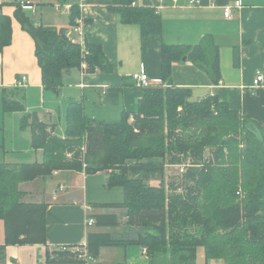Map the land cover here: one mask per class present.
Wrapping results in <instances>:
<instances>
[{
  "label": "trees",
  "instance_id": "1",
  "mask_svg": "<svg viewBox=\"0 0 264 264\" xmlns=\"http://www.w3.org/2000/svg\"><path fill=\"white\" fill-rule=\"evenodd\" d=\"M133 1L89 3L115 11L125 23L138 24L142 38L161 35L160 15L145 1L132 5ZM71 12L72 23L78 6L72 5ZM14 16L34 41L45 88L58 93L64 71L72 68L86 73L111 70L100 45L84 42L83 53L79 43L66 37L68 28L34 25L20 4ZM10 42L11 17L0 14V50ZM160 51L162 84L143 87L134 111L123 110L114 121H98L85 113L80 101L70 99L63 137L55 135L35 112L27 113L22 97L2 98L4 111L23 112L20 127H29L31 145L42 149L43 157L27 163H0V219L4 223L0 260L5 258L7 245L46 243L47 204L24 202L19 184L53 171L74 170L109 171L106 186H119L124 193L120 202L94 204L119 208L125 217L120 233L87 232L86 250L95 259L104 246L140 245L149 264H195L198 248L206 259H221L223 264H264V126L232 110L216 95L192 100L188 88L172 84V65L183 57L214 84L219 82L218 45L210 34L194 45L161 42ZM207 147L211 148L208 161L204 157ZM67 152L73 153L72 158L66 157ZM186 153L199 165L189 168L185 181L167 183V189L164 183L149 184L161 176L165 165L185 160ZM92 217L96 226L120 224L116 213ZM45 262L82 264L70 251L48 248Z\"/></svg>",
  "mask_w": 264,
  "mask_h": 264
},
{
  "label": "crops",
  "instance_id": "2",
  "mask_svg": "<svg viewBox=\"0 0 264 264\" xmlns=\"http://www.w3.org/2000/svg\"><path fill=\"white\" fill-rule=\"evenodd\" d=\"M22 1L26 5L20 4V0H0V14L11 17V42L0 50V163H27L41 161L43 157L42 149H34L31 145L29 127L23 130L19 126L22 113L10 110V114H7L3 111L4 96L10 100L22 97L27 113L35 112L55 135L63 137L70 99L80 101L85 113L95 120H117L123 110L134 111L141 97L143 88L135 83L133 73L144 71L151 86L162 84L161 42L194 45L206 34H210L218 45L219 82L214 84L203 70L186 58L185 61L173 63L172 84L188 88L192 100L216 95L232 110L264 126V82L259 86L253 84L257 71L264 79V0H215L213 4L211 0H200L199 4L194 5H188V0H178L177 6L170 2L161 6L159 0H136L138 4L144 1L148 3L161 17V35L153 34L145 38H142L138 24L121 21L119 14L103 5L87 3L75 17L89 21H84L81 33L73 31L71 37L76 42L82 40L100 45L112 65L111 70L92 73L78 68L66 70L59 92L52 89L51 94L45 92L51 88H45L41 82L34 41L21 27L14 11L20 4L24 10L37 14V6L41 5L44 8H39L38 17H30V21L34 25L59 30L73 24L74 21L71 23L70 20L71 7L77 5L78 0L75 3L56 1L53 5L56 10L51 16L44 10L47 2ZM226 5L232 7L230 18L224 16ZM23 75L27 77L25 86L15 89V80ZM45 99L48 101L45 102ZM63 99L65 104L62 107ZM39 110H45L49 114L48 119ZM56 117L59 134L54 127ZM9 124H13L10 131L7 129ZM108 174L109 171L86 174L84 171L58 170L46 177L21 182L19 188L25 192L22 198L24 202L47 204L46 243L7 245L5 258L0 260V264H46L47 248L52 250L61 245H83L87 232L120 233L125 221V217L119 214L120 209L94 206L101 202H120L96 199L95 191L106 186ZM49 178L54 185L47 191L46 181ZM156 178L149 182H156ZM38 180L41 181L38 185L43 188L34 187L33 182ZM99 213H116L119 226L94 224L87 227V216ZM3 243L4 223L0 219V245ZM105 255L114 257L115 264H149L146 250L140 245L101 247L96 260L105 262ZM195 264L223 262L221 259H206L203 249L198 248Z\"/></svg>",
  "mask_w": 264,
  "mask_h": 264
},
{
  "label": "built area",
  "instance_id": "3",
  "mask_svg": "<svg viewBox=\"0 0 264 264\" xmlns=\"http://www.w3.org/2000/svg\"><path fill=\"white\" fill-rule=\"evenodd\" d=\"M214 1L215 0H211V4H213ZM89 2H90V0H79L78 4H77L79 11L82 10V8ZM159 2L161 4V6L164 4L165 5L168 4V2H170V4L173 6H177V4H178V0H159ZM199 3H200V0H188V5H194V4H199ZM20 4L26 5L22 0H20ZM131 4L135 5L138 3H137V1L136 2L133 1ZM236 6H238V2H236ZM231 13H232V7L230 5H226L224 7V16L226 18H230L232 16ZM83 23H84V20L80 16L75 17L73 24H71L70 26L67 27L68 29L65 33L66 37L69 40L76 42L71 37L72 32L75 31V32L81 33V27H82ZM77 42L81 45L82 52H83L85 49L84 42L82 40H78ZM83 53H86V50ZM83 66H84V64H83ZM132 78L135 81V83L142 88L146 87V86H150V84L148 82L149 78L144 71L139 72V73H133ZM26 82H27V77L23 75L20 78L15 80L13 86H14V88H22L25 86ZM263 82H264L263 75L261 74L260 71H257L256 76H255L254 81H253L254 86L262 85ZM81 150L82 151L84 150L83 147L81 148ZM72 156H73V153H71V152L66 153L67 158H72ZM190 165H191V161L188 158H186L185 160H182V162H180L179 164H176L175 166L178 170V173L180 175H183V174H185L187 168ZM53 173H57V171H53ZM61 188H62V186H61ZM94 223H95L94 218L92 216H87L86 221H85L86 226L90 227V226L94 225ZM54 249L59 250V251H70V252L74 253L75 257L82 261V264H96L97 263V260L91 254H89L87 252L85 244L79 245V246L61 245V246L54 248Z\"/></svg>",
  "mask_w": 264,
  "mask_h": 264
},
{
  "label": "rangeland",
  "instance_id": "4",
  "mask_svg": "<svg viewBox=\"0 0 264 264\" xmlns=\"http://www.w3.org/2000/svg\"><path fill=\"white\" fill-rule=\"evenodd\" d=\"M43 1H45V2H47L46 4H45V6L47 7L46 9H44L45 11H46V13L48 14V16H51L53 13H54V10H56L55 8L56 7H53V5H54V3L56 2V1H58V0H43ZM66 1H69V2H71V3H75V1L76 0H66ZM79 1V0H78ZM56 5H60V4H56ZM55 5V6H56ZM41 5H38L37 6V14H33V12H32V10L30 11V10H25V12L27 13V15H29L30 17H38V12H39V8H44L43 6H41ZM57 12V11H56ZM35 19V18H34ZM50 90V91H49ZM46 93L47 92H50V94H51V92H53V90L52 89H47V91H45ZM61 94V93H60ZM59 97H62V95H59ZM48 101V99H45V102H47ZM37 102H38V100H37ZM42 102H43V100H42ZM40 104H42L41 102H40ZM64 104H65V99H63L62 100V107L64 106ZM2 108H3V106H2ZM46 109V108H45ZM4 111V110H3ZM41 113H43V115L48 119V115L49 114H46L45 113V110H44V112L42 111V110H39ZM4 112H7V114H10V113H8V112H10V110L9 111H4ZM19 112H21V111H19ZM22 113V115H21V117H20V119H19V126H20V121H21V118H22V116H23V112H21ZM118 119V118H117ZM132 119H129V121H131ZM57 121H58V119H57V117L55 118V120H54V122H55V125H54V127H55V131H56V133L57 134H59V130H58V124H57ZM13 127V124H9L8 125V130L10 131L11 130V128ZM26 129H28V126H25L24 128H23V130H26ZM210 150H211V148H209V147H207L206 149H205V152H204V157H206V159H207V161L210 159V157H211V155H210ZM185 156H187V158L191 161V165L187 168V170H186V172H185V174L187 173V171L189 170V168H191V167H195V165H199V164H196V163H198L199 161H196V159L193 157V155L192 154H190V153H186V155ZM33 158H31L32 160L34 159V155L32 156ZM38 159H40V157L38 158ZM147 160L148 159H145L144 161H146L147 162ZM151 160V159H150ZM149 161V160H148ZM151 161H153V162H156V161H160L159 159H157V160H154V159H152ZM201 164V163H200ZM185 174H183V175H180L179 173H178V170H177V168H176V166L175 165H165V168H164V171H163V173L161 174V176H159V177H157L156 178V182H152V183H150L149 182V184L150 185H153V186H160L162 183H164L165 185H166V189H167V183H172V182H178V181H182V180H184L185 181V179H186V177H185ZM183 176V177H182ZM183 181V182H184ZM39 182H41V181H35V182H33V185H34V187L35 186H40V185H38L39 184ZM47 182V187H46V190L47 191H50V187H52L53 185H54V181H52L50 178L46 181ZM80 183H81V181H80ZM48 185H49V188H48ZM41 187V186H40ZM41 188H43V186L41 187ZM181 189H179L178 191H180ZM183 190H184V187H183ZM95 193H96V195H97V197L98 198H96V199H98L99 201H104V200H112V201H121L122 199H123V197H124V193H123V190H122V188L121 187H119V186H113V187H110V188H108V187H106V186H103V189H100V190H98V191H95ZM105 257H106V260H105V262H102V261H98L97 260V263H103V264H115V259H114V257H110V256H108V255H105Z\"/></svg>",
  "mask_w": 264,
  "mask_h": 264
},
{
  "label": "water",
  "instance_id": "5",
  "mask_svg": "<svg viewBox=\"0 0 264 264\" xmlns=\"http://www.w3.org/2000/svg\"><path fill=\"white\" fill-rule=\"evenodd\" d=\"M185 60H186V57H183L182 61H185ZM96 264H102V263H96Z\"/></svg>",
  "mask_w": 264,
  "mask_h": 264
}]
</instances>
